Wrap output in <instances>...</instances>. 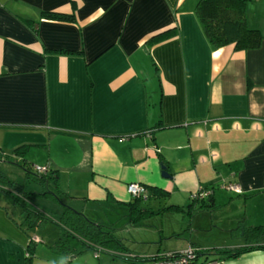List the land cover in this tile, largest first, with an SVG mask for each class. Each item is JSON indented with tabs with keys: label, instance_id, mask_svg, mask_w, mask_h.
Returning a JSON list of instances; mask_svg holds the SVG:
<instances>
[{
	"label": "crops",
	"instance_id": "crops-1",
	"mask_svg": "<svg viewBox=\"0 0 264 264\" xmlns=\"http://www.w3.org/2000/svg\"><path fill=\"white\" fill-rule=\"evenodd\" d=\"M198 1L0 0V147L12 155L25 146L17 162L47 166L56 176L52 190L80 213L125 206L133 200L132 182L164 191L145 201L164 199L162 211L181 213L182 229L197 213L238 202L245 218L231 230L243 242L221 246L235 249L246 245L245 226L264 223L248 222L247 211L253 201L255 219L264 220V0L246 2L247 25L262 35L260 46L247 50L231 44L213 50L195 15ZM42 11L72 14L73 21L47 19ZM173 27L175 36L145 46ZM163 165L169 177L162 176ZM200 192L203 206L189 214ZM39 200L53 204L48 210L32 200L26 205L54 221L28 226L21 207L20 221L0 209V264H25L36 237L29 230L46 223L59 228L48 248L64 255V264L80 255L52 248L63 205L49 193ZM126 253L138 263L154 255ZM208 255L201 259L211 260ZM216 264H264V250Z\"/></svg>",
	"mask_w": 264,
	"mask_h": 264
},
{
	"label": "trees",
	"instance_id": "trees-1",
	"mask_svg": "<svg viewBox=\"0 0 264 264\" xmlns=\"http://www.w3.org/2000/svg\"><path fill=\"white\" fill-rule=\"evenodd\" d=\"M247 0H199L195 7V15L203 30V33L213 50H217L225 45H233L235 50H247L258 48L262 41V35L259 30L251 28L247 25L245 16V7ZM41 17L60 21H73L72 14L56 13L51 11H42ZM26 23L30 24L35 29L36 22L26 20ZM177 33V28L173 27L161 31L155 35H152L146 42L145 46H149L166 40ZM160 124V123H159ZM155 125L153 128H158ZM25 146L17 147L13 150L12 155H8L3 152L0 147V162H10L23 167L28 174V178L43 187L41 193H34L39 195H47L48 193L56 201L63 205V211L55 222L60 228V236L58 240L52 245L55 251L69 254L71 256L81 254L87 250H94L95 252H108L114 257L116 251H123L127 247L123 244L122 240L118 238L108 226H104L100 222L87 218L84 214L74 210L67 204H64L61 197L56 195L52 188H57L56 176L53 171L47 170L45 173L35 174L28 171L22 162H17V156L24 155ZM31 176V177H30ZM15 183V182H14ZM18 187L14 186L13 181L0 170V192L6 194L12 201H16L22 209V213L25 216V220L28 222V226L35 224H42L45 220L54 221L48 213H43L42 210H35L34 208L28 207L24 202L19 201L21 197L18 194ZM147 197L142 196L133 197L132 201L123 203L128 211V222L136 225L143 218L148 217L153 211L142 205V202L150 197L160 196L165 194L164 191L157 187H146ZM58 190V189H57ZM27 191L26 193L28 194ZM23 194V193H22ZM200 199V198H199ZM199 199L192 198L187 211L193 213L199 210L203 205L199 206ZM208 198H201L200 202H207ZM194 205V206H193ZM196 205V206H195ZM176 208V206L168 205L164 209ZM183 210V209H182ZM244 239L246 245L239 248H226V247H213L209 249H201L198 253V259L203 254H215L220 256L222 259L239 256L241 253L248 252L251 250H264V223L259 225L245 226L243 229ZM29 242L26 247V258L25 264H31L33 256V246ZM195 246V245H194ZM126 260L138 263V256L132 257V259L125 257ZM208 260V259H202ZM191 264H195L192 262Z\"/></svg>",
	"mask_w": 264,
	"mask_h": 264
},
{
	"label": "rangeland",
	"instance_id": "rangeland-1",
	"mask_svg": "<svg viewBox=\"0 0 264 264\" xmlns=\"http://www.w3.org/2000/svg\"><path fill=\"white\" fill-rule=\"evenodd\" d=\"M23 164L29 172L33 174L36 173L31 162L26 161V163ZM0 170L13 181L14 186L18 187V189L16 188L18 194L20 193L19 195L23 197L20 198L19 201L24 202L25 204L26 202H29L34 205L30 202L32 200L38 204L39 207L46 210H48V204H53L51 202L45 204V201L39 200L43 195L33 194L32 191L40 190L41 187H39L32 178L27 177L28 174L23 167L10 162H0ZM29 190H31V192H28L27 194L26 192ZM0 195L2 198L0 209H4V206L5 210H7V213L11 217L19 218V210L21 206L19 204L18 206L11 203L6 199L7 197L4 194ZM224 197L228 199L229 195L225 194ZM235 198H238V196H233V199ZM159 200L160 201L147 200L143 202V204L144 206L155 210L160 206L162 207L165 203L164 199ZM101 205L102 206L95 208L87 207L84 209L85 213H82L87 218L100 222L105 227H110L113 233L120 238L124 242V245L131 251L141 250L147 254H154L158 250H160L159 252L181 251L190 243H192L191 245H198L200 249L202 248L206 250L213 247L218 248L224 244L243 242L242 237L232 233L231 230L232 227H236L237 224L235 220H237L238 217L245 218V215L243 214L244 206L238 202L236 204L234 202L230 205H225L218 211H202L197 213L192 217L189 224L190 226L188 228L183 227V229L181 224L179 227V223H182L181 213L179 212L166 213L163 212V208L160 207L158 211L156 210L157 213L155 215L145 217L139 223L134 225L128 222V214L125 206L110 204ZM236 209H238V211H236ZM247 211H249L248 222H252L251 224H257L264 221L261 219H255L254 213H256L257 207L253 201L249 202L247 205ZM250 212H252V215ZM18 220L20 221V218ZM171 224L176 230L175 234L169 232L168 226ZM161 229L164 230L160 231ZM58 231L59 228L52 223H46L43 227H35L29 230L32 237L36 236L38 238V241L36 240L35 242L33 264H64V259H66L65 256L52 252L48 248V244L58 236ZM23 235L28 239V236L25 233H23ZM123 254H127L126 251H116V256L114 257L108 252L101 251L97 253L93 250L76 256L73 258L72 264H141L126 260ZM208 257L218 263L223 261L220 256L215 254H210Z\"/></svg>",
	"mask_w": 264,
	"mask_h": 264
},
{
	"label": "built area",
	"instance_id": "built-area-1",
	"mask_svg": "<svg viewBox=\"0 0 264 264\" xmlns=\"http://www.w3.org/2000/svg\"><path fill=\"white\" fill-rule=\"evenodd\" d=\"M35 170H37L38 173H45L48 170L47 166H38L36 165ZM227 189L233 190L236 192H239V190L233 186V185H227ZM127 191L129 194L133 197H145L147 195V189L145 186L132 182L127 185ZM205 195V193H196L193 195V198L201 197L202 195ZM34 240H37L36 237L33 238ZM201 251V249L194 245H189L185 249L181 251H174V252H159L152 256H148L143 261H141V264H191L192 262H195V264H216L217 262L214 260H202L198 259V253ZM132 257V256H131Z\"/></svg>",
	"mask_w": 264,
	"mask_h": 264
},
{
	"label": "water",
	"instance_id": "water-1",
	"mask_svg": "<svg viewBox=\"0 0 264 264\" xmlns=\"http://www.w3.org/2000/svg\"><path fill=\"white\" fill-rule=\"evenodd\" d=\"M161 168H162L161 171L162 176L169 177V173L166 171V167L163 165Z\"/></svg>",
	"mask_w": 264,
	"mask_h": 264
}]
</instances>
